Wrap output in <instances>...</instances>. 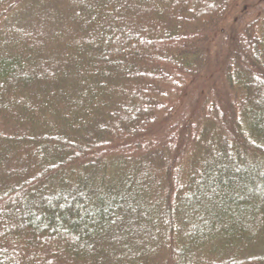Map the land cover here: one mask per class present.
Listing matches in <instances>:
<instances>
[{
    "label": "trees",
    "instance_id": "obj_1",
    "mask_svg": "<svg viewBox=\"0 0 264 264\" xmlns=\"http://www.w3.org/2000/svg\"><path fill=\"white\" fill-rule=\"evenodd\" d=\"M238 1L0 0V264H264V0Z\"/></svg>",
    "mask_w": 264,
    "mask_h": 264
},
{
    "label": "rangeland",
    "instance_id": "obj_2",
    "mask_svg": "<svg viewBox=\"0 0 264 264\" xmlns=\"http://www.w3.org/2000/svg\"><path fill=\"white\" fill-rule=\"evenodd\" d=\"M262 0H239L234 6L232 11L230 12L228 19H227V24H233L236 18L238 17V14L243 10V9H253L257 5H259V2ZM226 26V25H225Z\"/></svg>",
    "mask_w": 264,
    "mask_h": 264
}]
</instances>
